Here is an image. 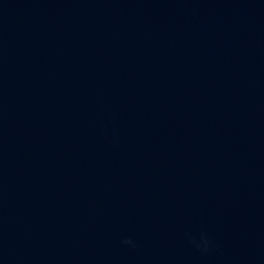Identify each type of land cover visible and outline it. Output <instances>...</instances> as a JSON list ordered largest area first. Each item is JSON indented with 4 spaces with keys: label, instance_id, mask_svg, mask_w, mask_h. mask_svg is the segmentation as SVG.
Wrapping results in <instances>:
<instances>
[{
    "label": "water",
    "instance_id": "obj_1",
    "mask_svg": "<svg viewBox=\"0 0 264 264\" xmlns=\"http://www.w3.org/2000/svg\"><path fill=\"white\" fill-rule=\"evenodd\" d=\"M0 264H264V0H0Z\"/></svg>",
    "mask_w": 264,
    "mask_h": 264
},
{
    "label": "clouds",
    "instance_id": "obj_2",
    "mask_svg": "<svg viewBox=\"0 0 264 264\" xmlns=\"http://www.w3.org/2000/svg\"><path fill=\"white\" fill-rule=\"evenodd\" d=\"M125 244H132L133 246H134V242L131 240V239H129V238H125L124 239V241H123ZM206 241H205V245H206Z\"/></svg>",
    "mask_w": 264,
    "mask_h": 264
}]
</instances>
